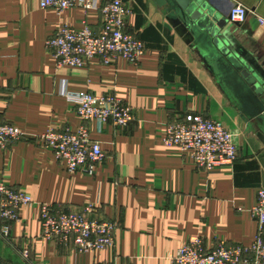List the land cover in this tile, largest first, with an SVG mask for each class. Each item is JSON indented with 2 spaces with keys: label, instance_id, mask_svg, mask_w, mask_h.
<instances>
[{
  "label": "crops",
  "instance_id": "0c3cea01",
  "mask_svg": "<svg viewBox=\"0 0 264 264\" xmlns=\"http://www.w3.org/2000/svg\"><path fill=\"white\" fill-rule=\"evenodd\" d=\"M41 0H0V123L27 137L0 148V181L28 192L35 203L19 210L10 234L0 232V264H171L177 250L201 236L249 246L258 225L251 210L264 188V143L242 111L205 67L191 44L155 0H123L132 13L127 30L146 52L134 65L99 57L83 67H58L46 40L62 25L102 29L101 13L74 7L58 13ZM105 4L108 0H98ZM229 16L236 3L249 8L236 27L237 45L264 71V0H208ZM114 92L136 119L125 128L84 121L62 95ZM223 121L239 148L233 166L207 172L190 153L164 142L168 124L186 114ZM89 127L106 159L93 177L70 174L66 162L37 138L50 126ZM64 210L94 204L96 214L119 223L114 248L79 252L42 236L41 204Z\"/></svg>",
  "mask_w": 264,
  "mask_h": 264
},
{
  "label": "built area",
  "instance_id": "2783aa9c",
  "mask_svg": "<svg viewBox=\"0 0 264 264\" xmlns=\"http://www.w3.org/2000/svg\"><path fill=\"white\" fill-rule=\"evenodd\" d=\"M40 7L53 8L58 13L79 7L86 12L97 10L102 16V29L96 31L85 24L81 29L62 25L48 37L46 48L57 66L83 67L99 57L106 64L121 57L138 65L146 52L145 42L127 30L132 9L123 0H41ZM249 8L236 3L230 12L232 22H245ZM264 25V19L260 18ZM62 95L72 102L84 121L96 120L99 125L112 123L125 128L136 119L135 111L114 92L96 94L91 91L71 92L64 86ZM27 135L12 124L0 123V148L25 139ZM232 130L221 120L189 113L168 124L164 142L190 153L198 169L210 172L218 167L233 166L239 148ZM42 145L51 149L59 160L66 162L70 174L93 177L107 157L100 141L91 136L84 124L78 130L50 126L37 136ZM35 203L26 191L0 181V232L10 234V222L19 220V210ZM258 231L249 246L228 244L218 239L208 247L199 236L182 245L171 264H264V188L258 189L257 202L251 210ZM42 236L79 252L104 251L115 247L119 223L96 214V206L64 210L51 203L41 204Z\"/></svg>",
  "mask_w": 264,
  "mask_h": 264
},
{
  "label": "water",
  "instance_id": "95a60500",
  "mask_svg": "<svg viewBox=\"0 0 264 264\" xmlns=\"http://www.w3.org/2000/svg\"><path fill=\"white\" fill-rule=\"evenodd\" d=\"M155 1L264 143V71L237 45L236 27L241 24L232 22L230 15H223L208 0Z\"/></svg>",
  "mask_w": 264,
  "mask_h": 264
}]
</instances>
